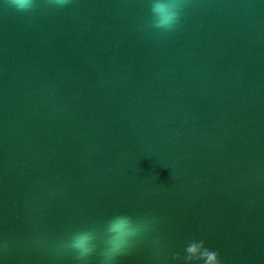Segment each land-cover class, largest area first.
Here are the masks:
<instances>
[{
  "label": "water",
  "instance_id": "95a60500",
  "mask_svg": "<svg viewBox=\"0 0 264 264\" xmlns=\"http://www.w3.org/2000/svg\"><path fill=\"white\" fill-rule=\"evenodd\" d=\"M36 3L0 0V264H80L61 238L118 214L156 223L115 264H264V0H180L171 32Z\"/></svg>",
  "mask_w": 264,
  "mask_h": 264
},
{
  "label": "clouds",
  "instance_id": "9594fccd",
  "mask_svg": "<svg viewBox=\"0 0 264 264\" xmlns=\"http://www.w3.org/2000/svg\"><path fill=\"white\" fill-rule=\"evenodd\" d=\"M48 4L63 8L71 0H47ZM9 7L20 13L35 11L36 0H6ZM180 0H150L151 26L163 32L174 31L180 22ZM155 219L118 214L109 218L102 227L91 226L70 233L61 238L58 251L70 253L80 264H87L90 257L98 254L100 264H115L122 256L130 255L137 245L152 230ZM99 248V251H98ZM173 259H181L179 254ZM184 264H222L218 251L205 245L203 240L191 239L186 242Z\"/></svg>",
  "mask_w": 264,
  "mask_h": 264
}]
</instances>
